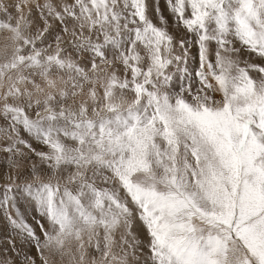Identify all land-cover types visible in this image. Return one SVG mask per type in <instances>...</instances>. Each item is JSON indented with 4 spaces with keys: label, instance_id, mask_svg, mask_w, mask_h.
<instances>
[{
    "label": "snow or ice",
    "instance_id": "obj_1",
    "mask_svg": "<svg viewBox=\"0 0 264 264\" xmlns=\"http://www.w3.org/2000/svg\"><path fill=\"white\" fill-rule=\"evenodd\" d=\"M0 264H264V0H0Z\"/></svg>",
    "mask_w": 264,
    "mask_h": 264
}]
</instances>
